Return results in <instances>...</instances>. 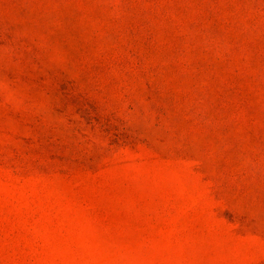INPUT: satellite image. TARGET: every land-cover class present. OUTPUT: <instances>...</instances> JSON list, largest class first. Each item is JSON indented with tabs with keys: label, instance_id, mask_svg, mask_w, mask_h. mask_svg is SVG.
<instances>
[{
	"label": "rangeland",
	"instance_id": "obj_1",
	"mask_svg": "<svg viewBox=\"0 0 264 264\" xmlns=\"http://www.w3.org/2000/svg\"><path fill=\"white\" fill-rule=\"evenodd\" d=\"M0 264H264V0H0Z\"/></svg>",
	"mask_w": 264,
	"mask_h": 264
}]
</instances>
